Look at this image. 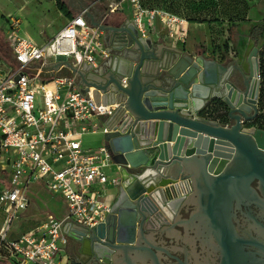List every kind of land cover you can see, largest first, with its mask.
I'll return each mask as SVG.
<instances>
[{
	"label": "water",
	"instance_id": "water-1",
	"mask_svg": "<svg viewBox=\"0 0 264 264\" xmlns=\"http://www.w3.org/2000/svg\"><path fill=\"white\" fill-rule=\"evenodd\" d=\"M91 24L104 32L110 52L101 65L80 68L63 56L41 65V71H66L58 76L72 71L81 78L82 93L93 88L97 104H118L116 123L103 138L119 167L115 198L95 227L74 224L66 257L71 264H172L175 220L190 199L200 201L206 228L225 249L231 199L255 194L254 179L264 196V127L255 123L264 114L258 105V47L247 55L246 73L237 63L231 70L173 47L160 56L151 36L142 37L129 21ZM203 96L224 102L227 123L198 115Z\"/></svg>",
	"mask_w": 264,
	"mask_h": 264
},
{
	"label": "built area",
	"instance_id": "built-area-1",
	"mask_svg": "<svg viewBox=\"0 0 264 264\" xmlns=\"http://www.w3.org/2000/svg\"><path fill=\"white\" fill-rule=\"evenodd\" d=\"M104 1V18L128 4L132 23L142 37L156 32L159 22L170 39L185 42L183 17L146 7L145 0ZM86 11L68 19L42 43L16 32L4 33L13 64L10 72L0 76V260L56 264L59 244L68 243L63 226L71 222L87 229L95 227L110 207L103 190L110 184L119 185L118 177L108 176L112 160L107 147H82L84 134L110 131L101 120L108 119L118 104H97L93 88L82 93L72 71L65 76L57 74L66 71H41L42 64L59 56L73 66H94L99 58L109 56L102 30L85 20ZM42 73L52 76L43 77ZM258 78L261 80L260 73ZM34 184L60 194L67 213L61 218L48 214L32 229L11 238L12 225L29 207Z\"/></svg>",
	"mask_w": 264,
	"mask_h": 264
},
{
	"label": "rangeland",
	"instance_id": "rangeland-1",
	"mask_svg": "<svg viewBox=\"0 0 264 264\" xmlns=\"http://www.w3.org/2000/svg\"><path fill=\"white\" fill-rule=\"evenodd\" d=\"M64 1L71 11H75L74 3L76 1L90 4L97 0ZM146 5L148 7L167 9L188 21L213 22L224 19L231 24L245 21L249 10H251L250 17L253 20L264 19V0H148ZM63 16L59 14L54 0H0V76L8 73L12 69L11 64H13L10 47L2 39L5 31L9 35H13V32H16L22 37H28L33 41L39 42L44 37L40 33L47 34L51 30L56 29L59 24L61 25L65 21ZM256 46L258 47L257 58L259 66L260 52L264 50V38ZM225 47L227 48L228 46L226 45ZM232 47L235 50L234 44ZM248 47L249 44L245 48ZM234 57L242 64H246V54H243L241 47H239V52L234 53ZM103 138L104 134L101 131L84 134L82 136V147L87 150H95L104 144ZM112 175L113 173H108L109 177ZM34 185H32L29 192L31 200L29 208L19 218L20 220L14 223L11 229L12 236H16L31 228L35 225V222L45 218L49 213L54 214L56 217H61L66 211L65 200L60 194L50 193L42 186ZM34 187L36 188L33 193L31 191H33ZM2 217L3 215L0 212V225L2 224Z\"/></svg>",
	"mask_w": 264,
	"mask_h": 264
},
{
	"label": "crops",
	"instance_id": "crops-1",
	"mask_svg": "<svg viewBox=\"0 0 264 264\" xmlns=\"http://www.w3.org/2000/svg\"><path fill=\"white\" fill-rule=\"evenodd\" d=\"M54 3H55V0H54ZM74 6L76 7L75 11H71L69 9L71 12H73L74 15L79 13L83 9H87V12L92 17L90 15L85 14L84 18L90 25H92L91 24L92 19L94 21H98L99 23H102V24L115 23L117 21L132 22V11H131V8L128 4H124V8L122 11L111 14L112 16L109 15L107 18H104L105 8H106V3L104 0H97L96 2H92L90 4H84L81 1H76L74 3ZM68 8H69V6H68ZM250 12H251V10H249L247 17H245V21H238V22H234L231 24L226 22L224 19H219V20L213 21V22H209V21L208 22H206V21L194 22V21H188L187 19H185L183 17L186 20L185 23L183 24V26L186 30L185 42H180V41H175L173 39H170L166 34V30L162 27V25L159 22H157L156 23V32H154L151 35V38L159 46V55L160 56L163 54V52L167 51L170 47H173V48H177V49H179V50H181L187 54H192V55L193 54L194 55L200 54V55H204L206 58H214L217 61H219L220 63H224V64L228 65L231 70L235 69L234 63H237V65L241 69H243L244 72L247 73L248 72L247 62H246V64H242L241 62H239V60L236 57H234V53L236 54L237 51L239 52V47H241L243 49V54L244 55L246 54V58H247V55L250 52V50L252 49V47L256 46L248 36L249 29L257 22L250 17ZM59 14L63 15L60 11H59ZM63 17H64L65 21L62 22L61 25L59 24L56 27V29L51 30L47 34L40 33L41 35L44 36L43 39L39 42H36L35 40L34 41L36 43H42L45 40L53 37L57 33V31L65 25L66 21L68 19H70L66 16H63ZM232 24H234L235 26L232 29L231 33L229 34L228 30ZM244 26H246V27H244ZM102 41H103L104 46L107 49H109L106 46V42L104 41V32L102 35ZM233 44L235 45V50H233V47H232ZM248 44H249V47L245 48L246 45H248ZM226 45L228 46L227 48L225 47ZM250 45H251V47H250ZM104 59L105 58H99L96 62V65H94L93 67H98L99 65H101V63L104 61ZM52 61H53V59L49 60L48 62H52ZM65 61L70 63L69 60H65V58H64V62ZM87 66H88V64H86V63L79 65L80 68H87ZM61 67H62V69L67 68V66H65V64H62ZM56 71H59V69ZM74 76H75L77 83L79 84V80L81 78L76 77V74H74ZM216 99H218V98H215L212 96L211 97L203 96L202 99H200L198 115L201 117L207 118V119L215 120L214 118H212V116H209V113H211L212 102H213V100H216ZM220 101L222 103H224L222 100H220ZM99 103L115 104L113 101L106 100V99L103 101L100 99ZM117 116H118V112H117V110H115V112L110 117H108V119L101 120V124L111 128L116 123ZM216 121H218V120H216ZM227 122H228V119H227ZM227 122H223V123H227ZM118 169H119V167L112 162L109 169H108L109 173L110 172L113 173V175L111 177H119ZM34 186H41V185L35 184ZM117 186L118 185L110 184L103 190V194L105 197L104 199L110 205L115 198V195L117 192ZM35 188L36 187H34L33 191H31V192L34 193ZM27 209L21 214V216L26 213ZM67 210L68 209H67V205H66V211L64 212V214L61 217H64L66 215ZM0 212L3 215V212L2 211H0ZM52 215H54V214H52ZM61 217H59V218H61ZM171 217L172 218L170 219V222H169L170 224L166 225V226H171L173 224L176 215L171 216ZM45 218H42L39 221L35 222L34 226H32L31 228H29L27 230H24L23 232L17 234L16 236H12L11 231H10V237L11 238L18 237L20 234L32 229L33 227H35L36 225H38L39 223L44 221ZM2 220H3V217H2ZM18 220H20V219H18ZM13 225H12V227H13ZM72 227H74V224L71 222H67L63 226L62 231L67 236L68 243L66 245L59 244L60 250L56 256V264H71L69 262L68 258L66 257L65 249L68 246L69 242L73 239L74 233L72 232ZM161 228H159V229H161ZM159 229L157 228V230H154V232L159 231ZM0 263H2V264H14L11 261H7V260H0Z\"/></svg>",
	"mask_w": 264,
	"mask_h": 264
},
{
	"label": "flooded vegetation",
	"instance_id": "flooded-vegetation-1",
	"mask_svg": "<svg viewBox=\"0 0 264 264\" xmlns=\"http://www.w3.org/2000/svg\"><path fill=\"white\" fill-rule=\"evenodd\" d=\"M250 187L255 194L230 201L227 225L223 229L227 242L225 249L206 228L199 214L200 201L190 199L185 202L178 212L175 234L171 238L174 247L170 257L172 264H225V261L227 264H264V250L257 244L261 242L264 245V209H261L264 196L256 179L250 182ZM150 249L157 251L152 246ZM139 252L151 255L145 249ZM145 264L158 263L149 259Z\"/></svg>",
	"mask_w": 264,
	"mask_h": 264
},
{
	"label": "trees",
	"instance_id": "trees-1",
	"mask_svg": "<svg viewBox=\"0 0 264 264\" xmlns=\"http://www.w3.org/2000/svg\"><path fill=\"white\" fill-rule=\"evenodd\" d=\"M148 0H145L143 5L148 7L147 4ZM55 4L58 10L66 17L71 18L74 16L73 12H71L64 0H55ZM154 8V7H149ZM164 9V8H163ZM167 10V9H166ZM169 11V10H168ZM171 12V11H170ZM197 22V21H194ZM234 24H232L228 30L229 34L231 33L232 29L234 28ZM249 38L253 41L255 45L264 38V19L257 21L249 30L248 32ZM2 37V35H1ZM3 41L8 45V42L5 40L4 36L2 37ZM259 73L261 76L260 80V90H259V108L261 111L264 110V50L260 52V62H259ZM209 116H212L215 120H218L220 123L227 122V109L219 99L213 100L211 113ZM255 123L259 127H264V114H260ZM260 124V125H259Z\"/></svg>",
	"mask_w": 264,
	"mask_h": 264
},
{
	"label": "bare ground",
	"instance_id": "bare-ground-1",
	"mask_svg": "<svg viewBox=\"0 0 264 264\" xmlns=\"http://www.w3.org/2000/svg\"><path fill=\"white\" fill-rule=\"evenodd\" d=\"M10 71H11V69H10ZM10 71H8V72H10ZM171 205H173V204H171Z\"/></svg>",
	"mask_w": 264,
	"mask_h": 264
}]
</instances>
